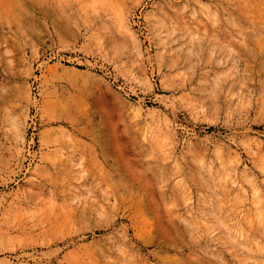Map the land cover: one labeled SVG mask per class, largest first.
<instances>
[{"label": "rangeland", "instance_id": "rangeland-1", "mask_svg": "<svg viewBox=\"0 0 264 264\" xmlns=\"http://www.w3.org/2000/svg\"><path fill=\"white\" fill-rule=\"evenodd\" d=\"M263 29L264 0H0V264H264Z\"/></svg>", "mask_w": 264, "mask_h": 264}, {"label": "bare ground", "instance_id": "bare-ground-1", "mask_svg": "<svg viewBox=\"0 0 264 264\" xmlns=\"http://www.w3.org/2000/svg\"><path fill=\"white\" fill-rule=\"evenodd\" d=\"M244 4H245V3H244ZM213 17H214V16H213ZM214 19H215V18H214ZM213 24H214V23H213ZM263 30H264V29H263ZM262 34H263V33H262ZM262 38H263V37H262ZM262 43H264V42L262 41ZM262 45H263V44H261V46H262ZM130 203H131V202H130ZM138 211H139V210H138ZM138 211H137V212H138ZM137 212H135V213H137ZM139 212H140V211H139ZM139 212H138V213H139ZM138 221H139V220H138Z\"/></svg>", "mask_w": 264, "mask_h": 264}]
</instances>
